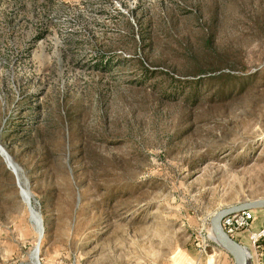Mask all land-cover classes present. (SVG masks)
Here are the masks:
<instances>
[{
	"label": "rangeland",
	"instance_id": "374dc122",
	"mask_svg": "<svg viewBox=\"0 0 264 264\" xmlns=\"http://www.w3.org/2000/svg\"><path fill=\"white\" fill-rule=\"evenodd\" d=\"M255 199L264 0H0V264H234Z\"/></svg>",
	"mask_w": 264,
	"mask_h": 264
},
{
	"label": "built area",
	"instance_id": "2783aa9c",
	"mask_svg": "<svg viewBox=\"0 0 264 264\" xmlns=\"http://www.w3.org/2000/svg\"><path fill=\"white\" fill-rule=\"evenodd\" d=\"M254 220L253 210H243L221 219L220 227L226 235L234 239L240 231H249ZM249 247H244L250 252L249 264H264V224L257 231L248 234ZM217 245V243L213 240Z\"/></svg>",
	"mask_w": 264,
	"mask_h": 264
},
{
	"label": "water",
	"instance_id": "95a60500",
	"mask_svg": "<svg viewBox=\"0 0 264 264\" xmlns=\"http://www.w3.org/2000/svg\"><path fill=\"white\" fill-rule=\"evenodd\" d=\"M29 204V201H28ZM264 208V199H255L239 202L237 204L225 206L214 213L211 218V233L214 235V241L219 247L227 252L234 260V264H249L242 260V250L244 247L237 241L224 233L220 227V221L224 217L243 210H254Z\"/></svg>",
	"mask_w": 264,
	"mask_h": 264
},
{
	"label": "crops",
	"instance_id": "0c3cea01",
	"mask_svg": "<svg viewBox=\"0 0 264 264\" xmlns=\"http://www.w3.org/2000/svg\"><path fill=\"white\" fill-rule=\"evenodd\" d=\"M253 214H254V220L251 224L250 230L249 231H240L234 237V240L237 241L239 244H241L244 247L250 246L249 240H248L249 232L257 231L258 229L261 228L262 224H264V208L254 209Z\"/></svg>",
	"mask_w": 264,
	"mask_h": 264
},
{
	"label": "bare ground",
	"instance_id": "6f19581e",
	"mask_svg": "<svg viewBox=\"0 0 264 264\" xmlns=\"http://www.w3.org/2000/svg\"><path fill=\"white\" fill-rule=\"evenodd\" d=\"M1 153L3 154V156H5V157L7 158V155L5 154V152H4L3 150H1ZM7 160H8V158H7ZM8 161H9V160H8ZM12 167H13V166H12ZM22 197H23V199L25 200V202L28 201L27 194H26V192H25L24 190L22 191ZM30 210H31V209H30ZM31 212H32V211H31ZM32 213H34V212H32ZM32 217H33L34 220H35L37 233H38V235L40 236L42 230H41V225H40V222H39L38 216H37L36 214H32ZM211 234H212V233H211ZM211 237L214 239V235H213V234L211 235ZM213 239H212V240H213ZM36 251H37V250H35L34 253H33L34 256H36ZM249 257H250V252L248 251V249L244 248V249L242 250V260H243L244 262H245V261L247 262V260L249 259Z\"/></svg>",
	"mask_w": 264,
	"mask_h": 264
}]
</instances>
